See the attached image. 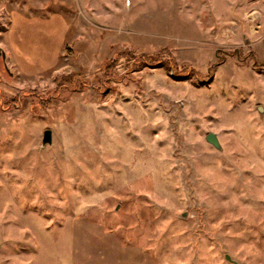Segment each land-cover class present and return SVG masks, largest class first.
<instances>
[{
	"label": "rangeland",
	"instance_id": "obj_1",
	"mask_svg": "<svg viewBox=\"0 0 264 264\" xmlns=\"http://www.w3.org/2000/svg\"><path fill=\"white\" fill-rule=\"evenodd\" d=\"M0 264H264V0H0Z\"/></svg>",
	"mask_w": 264,
	"mask_h": 264
},
{
	"label": "water",
	"instance_id": "obj_2",
	"mask_svg": "<svg viewBox=\"0 0 264 264\" xmlns=\"http://www.w3.org/2000/svg\"><path fill=\"white\" fill-rule=\"evenodd\" d=\"M205 141L217 149L220 148L219 143L217 141V138H216L215 134H213V133H208L205 136ZM50 143H51V131L47 129V130H44L42 133L41 144L45 145V144H50ZM225 258L227 260H229L228 256H226Z\"/></svg>",
	"mask_w": 264,
	"mask_h": 264
}]
</instances>
